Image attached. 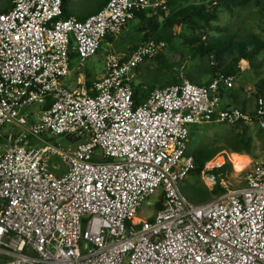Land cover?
<instances>
[{
	"label": "built area",
	"instance_id": "obj_1",
	"mask_svg": "<svg viewBox=\"0 0 264 264\" xmlns=\"http://www.w3.org/2000/svg\"><path fill=\"white\" fill-rule=\"evenodd\" d=\"M164 4L110 0L84 21L62 19V0H14L0 13V132L12 144L0 154V264H264V161L245 169L242 185L222 180L225 193L204 204L180 188L195 169L191 126H256L264 137L262 87L252 112L221 109L233 77L184 80L137 105V70L165 47L154 40L108 54L91 87L63 81L71 55L82 67L138 12ZM36 104L38 119L23 113ZM43 135L76 146L61 150ZM37 140L45 146L33 147ZM51 157L68 170L52 172ZM160 191L163 208L140 218Z\"/></svg>",
	"mask_w": 264,
	"mask_h": 264
},
{
	"label": "rangeland",
	"instance_id": "obj_2",
	"mask_svg": "<svg viewBox=\"0 0 264 264\" xmlns=\"http://www.w3.org/2000/svg\"><path fill=\"white\" fill-rule=\"evenodd\" d=\"M13 0H0V13L6 12ZM165 2L164 14L160 11L151 9L149 14L151 18L157 19L160 22H164L170 17L172 12L171 7H169V2L172 0H158ZM201 0H189L190 3L195 5L199 4ZM74 2V0H73ZM100 0H76L74 2L75 6H72L74 10H80L83 13L96 12V8L99 6ZM181 7H185L182 5ZM218 20L213 23V28L207 31L206 37H204L205 42L213 41H223L226 37L233 35L236 37V43H241L243 41L251 40L252 38H257L264 42V0H260L257 4L256 1L250 3L245 7H234L232 5L225 6L221 8L218 16ZM162 22V23H163ZM164 29H160L159 32ZM196 33L186 26H178L174 29V36L172 38L171 44L165 43V47L161 49L158 56H160L162 64L157 61L156 58L148 59L143 65H141L137 70L136 85H142L140 89L141 97H148L150 95V90L148 87H157L159 85L166 86L168 82H171L175 78H182L186 75L190 78V82L199 85V74L207 72L208 67L211 65L212 59L209 56H198L195 55L193 49L188 47L184 43L183 37H190ZM133 37L124 35L123 37L117 39L115 42L104 44L101 46L99 52L96 56L88 59L83 63V66L78 68L76 65L72 66L71 75L65 78L63 81L68 86L78 85L79 77H84L86 82L93 83L97 79L106 75V58L108 54L119 55L120 52L126 51V47L131 44ZM164 43V42H162ZM226 61H230L228 56H224ZM164 63L173 66V70H167L164 67ZM244 69L240 77L235 78L234 87L232 90L234 92H247L252 95V91L256 90L258 87H264L262 81H264V51H262L254 60L253 65L249 62L242 61L241 64ZM85 82V83H86ZM264 89V88H263ZM253 96V95H252ZM41 105L36 104L23 109V113L33 115L34 118L38 119L41 115ZM256 127V126H254ZM248 127L249 134L252 135L253 131L256 133L254 136L257 143L260 144V149H263L264 139L261 138V132L256 127ZM191 137L188 144V153L194 155L198 150L201 149H219L221 150L218 157H216L212 162L208 163V167H214L211 171H206L205 168L201 175L191 174L185 181L181 182L180 188L182 193L188 198V200L194 205L204 204L215 197L212 195V190L214 185H221V181H228L232 186H239L244 184V178L246 176V168L251 164L260 162L264 159L263 151H259L256 146L255 154L253 157L250 155H239L233 154L226 148V143L229 139L235 138L241 133L239 129L235 126L228 125L226 123H212L202 126H191ZM7 136L6 131H2V135ZM43 140L48 142L50 145L68 151L75 143H72L68 138L62 137H52L48 135L42 136ZM253 138V137H252ZM32 146L41 147L45 146L41 141H32ZM12 147V144L5 140L0 141V154H4L7 150ZM238 157L247 158L249 161L248 166L242 172H235L234 158ZM223 157L226 160L227 165H231L224 175H218L214 170L220 169V165L223 163L219 162L220 158ZM253 158V159H252ZM50 169L52 172L61 175L64 174L68 169L64 163L58 157H51ZM221 163V164H220ZM56 167V168H54ZM161 196V191L157 195L152 196L148 201H146L140 211L138 216L143 219H149L156 213V205L159 202ZM1 262V259H0Z\"/></svg>",
	"mask_w": 264,
	"mask_h": 264
},
{
	"label": "trees",
	"instance_id": "obj_3",
	"mask_svg": "<svg viewBox=\"0 0 264 264\" xmlns=\"http://www.w3.org/2000/svg\"><path fill=\"white\" fill-rule=\"evenodd\" d=\"M63 1V16L62 19H70L71 17L68 15L67 10L65 9V4L68 0ZM110 0H100L102 8L106 6V4ZM256 1L257 4L260 3V0H201L199 4L195 5L194 3H190L189 0H172L169 2V7H171L172 12L170 17L166 19L163 23L158 21L157 19L148 18L147 12H138L136 18L141 19L142 21L148 20L155 29H152L151 34H146L143 39V43L154 40L158 44L164 42L171 44V40L174 36V29L178 26H186L190 28V30L194 31L196 34L190 37H183L184 43L186 46L191 47L198 56H209L212 59L211 65L208 67L207 72L210 74V80L206 83H200L202 86H209L215 79L233 77H240L242 71L240 69V64L242 61L249 62L253 65L256 57L264 51V42L257 39L252 38L248 41H243L241 43H236V37L230 35L226 37L223 41H213V42H205L203 39L206 37V33L210 29L213 28V23L218 20L219 12L221 8L232 5L234 7H245L250 3ZM6 11L8 12L12 6ZM184 5L185 7H181ZM100 11V10H99ZM97 11L95 14H97ZM160 13L164 14L165 11L160 8ZM79 21H84L85 19H78ZM160 29H164L159 32ZM140 45V44H139ZM135 46L134 50L139 46ZM224 56H228L230 61H226ZM159 63H163L160 59V56L156 57ZM72 66L73 63L78 61L76 55H71ZM164 67L167 70H173V66L167 65L164 63ZM184 80H189L190 78L186 75L185 77L175 78L171 82H168L166 86L159 85L160 89H164L169 86L181 84ZM264 84V81H262ZM88 87L92 86V83L86 82ZM142 85H135V102L137 105H141L144 103L146 96L141 97ZM150 90V94L157 89V87H148ZM263 88V87H262ZM264 96V92H262ZM149 96V95H148ZM237 129L241 131L239 135H237L233 139H229L226 143V148L233 154L239 155H251L253 150V141L249 135V129L247 126L239 127L236 126ZM2 135V132H0ZM7 136H0V141L4 142L7 140ZM72 143H76L75 140L69 139ZM221 150L219 149H201L198 150L196 154L190 155L187 152V155L192 156L195 160V169L191 172V174L201 175L206 164L212 162L218 155ZM239 155H235L238 157ZM242 157V156H241ZM219 162L223 164L220 165V169H215L214 171L218 175H224L226 170L231 167V165L226 164V160L224 161L223 157L220 158ZM215 167V166H214ZM190 174V175H191ZM221 183V182H220ZM212 195L215 197H219L225 193V189L222 186L216 185V187L212 190ZM212 200V199H211ZM163 197H161V202L157 204V211L163 208Z\"/></svg>",
	"mask_w": 264,
	"mask_h": 264
},
{
	"label": "crops",
	"instance_id": "obj_4",
	"mask_svg": "<svg viewBox=\"0 0 264 264\" xmlns=\"http://www.w3.org/2000/svg\"><path fill=\"white\" fill-rule=\"evenodd\" d=\"M74 2H76V0H74ZM74 2H73V0H68L65 4V9L67 10V13L71 18L87 19L88 17L94 15L97 11L102 9L101 4H99V6L96 8V12H94V13L93 12L83 13L80 10H77V9L74 10L72 8V6H75ZM146 12H147L146 13L147 17L151 18V15L148 13L149 11H146ZM152 29H155V27H153V25H151L148 20L142 21L141 19L136 18L134 21H132L124 29V31L120 35H118L117 37H114V38L108 37L105 42H107V44L110 45V43L115 42L117 39L123 37L124 35L133 37L131 44H129L126 47V51L120 52V55L128 56L134 50L135 46L143 43V39L145 38L146 34L152 33ZM74 65H76L78 67L77 61L73 63V66ZM209 80H210V74L208 72H203L202 74H199V83L204 84V83L208 82ZM78 82L79 83H85L86 79L84 77L80 76L78 79ZM263 92H264V89H263ZM230 108H240V109H243L245 111L252 112L255 109V98L252 95H249L247 92L239 93L237 91L234 92L232 89H226V88L222 87V89H221V109H230ZM199 126H202V125H198L197 127H199ZM250 127H254V126H250ZM255 128L256 127L252 128V129L256 130ZM255 132L253 131L252 135L249 134L251 138L253 137L252 138L253 150H252V154L250 155V157L251 156L253 157L256 154V153L253 154L255 152L256 146L259 147V148H257L259 151H263L262 153H263V157H264V146H263V149H260V144L257 143V140L254 137V136H256ZM191 134H192V131H191ZM261 138L264 139L262 134H261ZM263 161H264V159L261 160L260 162H263ZM214 187H215V185H214Z\"/></svg>",
	"mask_w": 264,
	"mask_h": 264
},
{
	"label": "bare ground",
	"instance_id": "obj_5",
	"mask_svg": "<svg viewBox=\"0 0 264 264\" xmlns=\"http://www.w3.org/2000/svg\"><path fill=\"white\" fill-rule=\"evenodd\" d=\"M248 164L249 161L246 158H241V157L234 158L235 172H242L248 166Z\"/></svg>",
	"mask_w": 264,
	"mask_h": 264
}]
</instances>
